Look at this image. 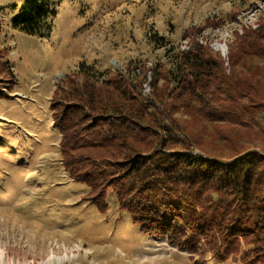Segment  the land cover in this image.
Wrapping results in <instances>:
<instances>
[{"label": "trees", "instance_id": "trees-1", "mask_svg": "<svg viewBox=\"0 0 264 264\" xmlns=\"http://www.w3.org/2000/svg\"><path fill=\"white\" fill-rule=\"evenodd\" d=\"M57 4L24 0L10 26L41 34ZM196 31H184L189 43L172 66L142 60L100 71L81 62L60 80L51 99L59 155L100 212L111 199L144 234L193 251L188 233L196 235L216 261L242 240L262 261L264 151L243 142L264 135V18L232 31L226 58ZM4 57L0 47V81L13 90Z\"/></svg>", "mask_w": 264, "mask_h": 264}, {"label": "rangeland", "instance_id": "rangeland-1", "mask_svg": "<svg viewBox=\"0 0 264 264\" xmlns=\"http://www.w3.org/2000/svg\"><path fill=\"white\" fill-rule=\"evenodd\" d=\"M23 1L0 0V47L14 75L13 90L0 81V264H264L242 240L216 261L196 235L188 233L193 251L142 233L111 199L100 212L63 168L51 115L56 86L81 62L100 71L142 60L172 66L191 27L226 58L232 31L264 18V0H58L36 35L10 26ZM243 143L264 151V135Z\"/></svg>", "mask_w": 264, "mask_h": 264}, {"label": "built area", "instance_id": "built-area-1", "mask_svg": "<svg viewBox=\"0 0 264 264\" xmlns=\"http://www.w3.org/2000/svg\"><path fill=\"white\" fill-rule=\"evenodd\" d=\"M201 41V40H200ZM201 42H203V41H201ZM186 47V46H185ZM185 47H183V48H185Z\"/></svg>", "mask_w": 264, "mask_h": 264}]
</instances>
